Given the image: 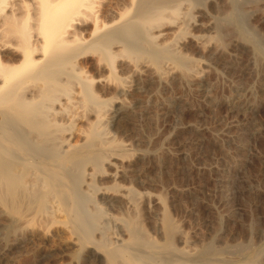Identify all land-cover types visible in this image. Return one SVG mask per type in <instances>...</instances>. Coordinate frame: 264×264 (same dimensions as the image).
Returning <instances> with one entry per match:
<instances>
[{
	"label": "bare ground",
	"instance_id": "obj_1",
	"mask_svg": "<svg viewBox=\"0 0 264 264\" xmlns=\"http://www.w3.org/2000/svg\"><path fill=\"white\" fill-rule=\"evenodd\" d=\"M243 1L0 0V220L9 222L13 246L21 250L33 232L54 238L62 228L86 264L242 262L217 259L210 242L193 255L164 199L151 191L156 176L137 168L155 154H128L107 122L126 128L123 98L140 90L144 74L162 80L171 72L190 86L192 48L213 61L247 48L264 70V57L232 15ZM250 1V16L263 10ZM126 71L131 86L119 75ZM112 108L126 110L109 116ZM157 204L161 240L141 223ZM173 255L178 260L169 261Z\"/></svg>",
	"mask_w": 264,
	"mask_h": 264
},
{
	"label": "rangeland",
	"instance_id": "obj_2",
	"mask_svg": "<svg viewBox=\"0 0 264 264\" xmlns=\"http://www.w3.org/2000/svg\"><path fill=\"white\" fill-rule=\"evenodd\" d=\"M249 1H243L244 6L235 5L232 15L264 57V0L256 1L263 10L251 16ZM207 12L214 16L217 11ZM201 17L197 20L205 23L207 18ZM193 33L201 32L195 29ZM192 49L187 54L196 63L192 69L197 75L190 86L171 72L162 80L144 74L140 90L123 98L127 110L110 109L109 116L121 110L130 113L126 128H112L108 121V132L129 146L128 154H155L157 162L145 159L137 168L156 176L151 191L157 199H164L172 222L186 236L193 255L210 242L221 261L235 255L231 259L242 261L238 264H264V70L255 64V56L247 48L231 49L214 61ZM119 75L128 86L133 85L128 71ZM119 210L110 212L120 215ZM159 210L157 204V216L141 217L147 234L157 240H161ZM8 223L0 220L3 264H86L62 228L52 231L54 238L28 234L20 250L13 246L17 243L13 237L7 236ZM176 245L184 246L178 241Z\"/></svg>",
	"mask_w": 264,
	"mask_h": 264
}]
</instances>
